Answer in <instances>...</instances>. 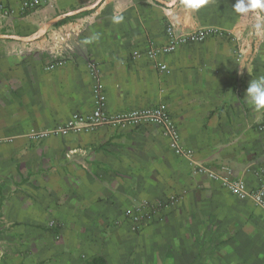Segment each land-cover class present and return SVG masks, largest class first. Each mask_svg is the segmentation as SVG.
Returning <instances> with one entry per match:
<instances>
[{
  "label": "crops",
  "instance_id": "1",
  "mask_svg": "<svg viewBox=\"0 0 264 264\" xmlns=\"http://www.w3.org/2000/svg\"><path fill=\"white\" fill-rule=\"evenodd\" d=\"M22 1L0 0L14 12L0 14V35L17 38L0 39V264H264V208L222 185L254 189L264 169V113L244 98L264 75V32L249 44V13L234 11L237 0L196 12L182 0H46L26 12ZM169 24L249 42L240 62L230 36L146 57ZM91 65L108 113L164 106L193 154L175 156L154 125L33 139L91 112Z\"/></svg>",
  "mask_w": 264,
  "mask_h": 264
},
{
  "label": "built area",
  "instance_id": "2",
  "mask_svg": "<svg viewBox=\"0 0 264 264\" xmlns=\"http://www.w3.org/2000/svg\"><path fill=\"white\" fill-rule=\"evenodd\" d=\"M46 0H23L20 3L22 11H35L40 8ZM13 10L0 5L1 15H12ZM252 19L251 29L247 32L248 40L243 39L241 35L225 32L220 29L199 28L190 34L180 35L174 25H167L165 28L166 42L158 48H149L144 54L150 59L158 60L161 56L170 55L176 51L180 45L185 44H199L203 43L211 36H227L235 42L236 61L240 62L243 58L244 43L247 41L250 45L257 47L263 36L264 28L259 31L255 28L258 20L264 21V11L249 12ZM135 57L139 53H134ZM63 61V57L57 54L52 58L53 64H59ZM52 64V65H53ZM158 70L161 72H168L167 66L158 63ZM90 75L93 79L92 94L94 96L93 108L89 114H73L65 122H62L49 130H44L37 134H32L33 139H47L51 137H66L69 135L80 134L82 132H91L99 127H110L115 129L137 128L144 125H154L162 130L165 136L168 148L178 157H190L193 152L184 149L181 145L180 135L178 129L168 114L164 106H157L151 108L130 109L118 113H108L106 109V94L99 82V75L97 66L91 65L89 67ZM203 169L198 168L194 173H202ZM258 176H260V184L254 189H249L245 182L240 179L225 177L222 185L224 188L236 199L240 201L249 200L256 207L264 208V169H262ZM263 176V177H262ZM213 180H218L217 175H209Z\"/></svg>",
  "mask_w": 264,
  "mask_h": 264
},
{
  "label": "clouds",
  "instance_id": "3",
  "mask_svg": "<svg viewBox=\"0 0 264 264\" xmlns=\"http://www.w3.org/2000/svg\"><path fill=\"white\" fill-rule=\"evenodd\" d=\"M208 2L209 0H182L183 6L192 12L199 11L206 6ZM233 9L236 13L242 15H247L249 12H255L257 10L264 11V0H237ZM122 21V15L113 18L114 23H121ZM255 28L258 31L264 28V21L258 20ZM98 38L99 36L96 35L90 39H86L84 42L90 43L91 40ZM244 98L254 112L264 113V75H258L248 82Z\"/></svg>",
  "mask_w": 264,
  "mask_h": 264
},
{
  "label": "water",
  "instance_id": "4",
  "mask_svg": "<svg viewBox=\"0 0 264 264\" xmlns=\"http://www.w3.org/2000/svg\"><path fill=\"white\" fill-rule=\"evenodd\" d=\"M162 4H164L165 6H168V7H171L172 5H169L167 4L166 2H163V1H160ZM91 9V8H90ZM86 9H81L79 11H75V12H72V13H67V14H64V15H60V16H57L55 17L54 19H52L51 21H49L47 24H45L43 26V28L40 30L39 34H38V37L42 36L45 31L50 28L52 25L68 18V17H71V16H74V15H77L83 11H85ZM0 39H17L13 36H6V35H0Z\"/></svg>",
  "mask_w": 264,
  "mask_h": 264
},
{
  "label": "trees",
  "instance_id": "5",
  "mask_svg": "<svg viewBox=\"0 0 264 264\" xmlns=\"http://www.w3.org/2000/svg\"><path fill=\"white\" fill-rule=\"evenodd\" d=\"M74 17H72V18H67V19H65L64 21H62V22H60V23H58V24H56V25H61V24H63V23H65V22H67V21H69V20H71V19H73Z\"/></svg>",
  "mask_w": 264,
  "mask_h": 264
}]
</instances>
